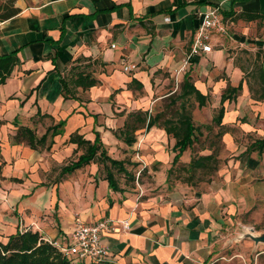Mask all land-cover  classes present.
<instances>
[{"label":"crops","instance_id":"obj_1","mask_svg":"<svg viewBox=\"0 0 264 264\" xmlns=\"http://www.w3.org/2000/svg\"><path fill=\"white\" fill-rule=\"evenodd\" d=\"M217 5H221L227 28L231 21L238 28L264 24V0L16 1L14 7L20 12L0 22V56L17 52L20 60L0 86L2 130L16 137L21 127H27L40 138L62 121L65 126L49 149H32L26 141H14L2 151L0 195L6 196H0L1 241L7 243L18 232L32 231L44 241L63 242L73 231L74 213L79 212L85 222L108 218L120 223L103 240L111 254L109 264H215L229 249L232 232L238 234L240 228V239L247 226L256 230L264 222V153L246 152L245 145L229 132L223 137L229 159L212 180L193 186L168 179L167 171L177 154L176 141L162 127L159 106L173 107L186 76L206 97V103L209 95L221 99L228 85L236 87L242 80L239 70L226 64L221 48L224 35H215L213 51L190 60V68H199L201 74L186 73L178 95L165 92V85L184 67L201 14ZM239 14L260 15L261 19L250 22ZM134 65V70L125 71L126 66ZM79 72L97 83L86 89L78 86L74 74ZM62 77L73 90L69 99L64 98ZM232 102L224 104L222 124L236 128L241 137H250L256 132V119L242 122L240 100ZM138 112L159 115V124L149 130L143 125L127 134L126 121ZM73 134L92 143L99 134L108 155L123 153L122 149L136 151L142 139L140 157L151 176L140 183V193L124 187L113 191L105 177H100L97 162H92L87 170L84 167L67 175L49 195L48 208H59L68 217L67 231H43L35 220L42 213L35 174L40 168L38 151L43 148L45 152L43 167L49 166L47 150L61 163L59 147L56 151L55 147L59 139L66 138L70 146L63 153L71 157L79 150L69 142ZM126 136L135 138V143L128 145ZM83 153L78 152L79 157ZM191 159L189 148L180 160L190 163ZM12 180L20 183L18 187L12 186ZM44 222L48 227L47 220ZM238 247L244 260L264 264V245L244 240Z\"/></svg>","mask_w":264,"mask_h":264},{"label":"rangeland","instance_id":"obj_2","mask_svg":"<svg viewBox=\"0 0 264 264\" xmlns=\"http://www.w3.org/2000/svg\"><path fill=\"white\" fill-rule=\"evenodd\" d=\"M16 1L17 0H0V15L5 11L4 6L15 5ZM232 22L234 21L228 23V28L226 26V33L224 34V36H222L225 38V43H224L225 45L224 47L221 46V48H223L226 53V64H231L233 66V70L234 68L238 69L243 79V90L238 94L233 95L232 101L237 102L238 99L240 100L239 106L242 114L241 115L242 122L246 123L251 121L252 119L254 120L255 118L257 126H256V132L250 135V137H246V136L241 137L240 133L237 132L236 128H227V132L231 133L239 143L244 144L245 147L248 149L254 142L264 138V99L263 100L261 99L262 85L259 77V67L261 65V60L263 59V55H264V24L257 22L255 26H251L248 28H238L235 25V23ZM222 44H223V38H222ZM190 65H191V61H188V65L186 66L184 63L185 67H183V69L180 70L181 75L180 72L178 71L175 74L174 79H172L171 82L165 85L166 93L176 92L178 95L180 93L181 82L183 81V77L186 73L188 75L192 73L195 76H197V74H201L199 68L197 69L192 67L190 68ZM221 75L226 76L225 73H221ZM194 78L191 77L193 81H196V77ZM228 80L229 78L227 77V81ZM228 87L230 86L228 85ZM177 95H174V97H176ZM220 100L221 99L218 96L213 98L212 95H209L207 97L206 106L202 108L199 107V103L196 100V98L192 96L183 100V102H180V100L178 99L177 105H175V107L167 108L164 107V105H162V108L161 106H159L158 110H162V112L165 113L166 118H170V117L174 118L180 112V104L184 103L187 112L192 117L194 125L198 128V131L196 132V136L198 137V139L195 141L194 145L190 148L191 157L193 158L198 156H206L214 153L217 157L218 165L221 166L224 163V161L226 162L229 159V157H228V151L226 150V145L223 141V137L225 136V134L222 136L223 129L213 122V119L218 115L219 110L221 108ZM232 101L231 103H233ZM225 104H227V102ZM225 113H226V109H225ZM134 122H135L134 117H128L126 123H129V129L132 126H135ZM2 124L4 123L0 121V164H2L4 160L2 151L6 149V147H8L10 144H12V142L15 141V136L13 134L10 133L4 134V130H2V126H1ZM121 129L122 128L118 129L116 134H119V132L122 131ZM50 140L51 139H49L48 143H50ZM66 140H67L66 138H64L63 140L59 139V143H57L55 147V151L59 147L57 151V155L60 158V160H62L61 163L58 162L56 163L53 157L54 152L53 151L50 152V150H47L48 154L46 161L49 162V166L43 167V163L41 159L45 152L43 148H41V150L38 151L39 154L38 163L40 164V168L35 172V174H37L39 178V185L37 188H40V190L38 191L40 199L38 203L40 205V208L42 209L41 210L42 213H40L37 219L35 220H37V222H40V224L43 225L41 227L39 226V229L43 231H45V229L46 230L56 229L59 232H61V230L67 231L65 222L67 221L68 217L63 215L62 212L60 213L59 208H55V209L48 208L49 207L48 203L50 200L49 195H51V193L53 194L52 191L57 185L60 186V183H62L64 179L68 178L67 175L65 176L61 175L62 168L72 163L73 161L77 160L79 157L78 152L83 153L85 151V148L84 147L79 148V150L74 151L71 154L72 155L71 157H67L68 155L63 153V151L66 152V148L70 146L68 144V140L67 141ZM123 148L126 149V147ZM122 150L123 153H120L119 151L109 156L113 159L123 161L125 163V168L128 170V172H130L131 176H126L124 173L119 172L118 168H112L110 164L105 165L99 163L97 164V167L99 168L100 177L101 178L105 177L108 168H110L114 172L116 179L121 188L124 187V188L138 189V193H140L142 190L140 183L143 182L144 178L150 177L151 175L148 174L147 168L146 167L143 168L142 163L138 162V159L135 156L136 151L128 150V149L126 150L122 149ZM132 156L134 157V161H132ZM13 163H15L14 160ZM188 164L189 163H185L182 162V160H179L177 164L175 165L172 164V167L167 171L169 178L174 184L175 183L200 184L206 181L208 176L210 177V175L206 174V172H208L207 170H198L195 173H191L190 171L187 170ZM87 168L85 167L84 169L87 170ZM2 169L3 166H0V180L4 179V177L2 178L1 176ZM139 173L141 174L139 175ZM83 176H86V174H83ZM132 177H134L135 180H133ZM12 182L15 183L14 185H12L14 187H18V185L20 184L17 180L16 181L12 180ZM0 187H1V183H0ZM5 191L8 192V194L10 195L11 192L10 189H6ZM2 195L6 196V193H3ZM77 216L82 217V215L79 212H75L73 216L74 219ZM73 217H71V219H73ZM45 220H47V222L49 223L48 227L44 225ZM63 223L64 225H62ZM256 226L258 227L255 230L256 233L263 232L264 222H260ZM261 227L262 230L260 229ZM246 229L248 230L247 232L251 233V229L254 228L247 226L245 230ZM237 232L238 234L241 233V229L239 228ZM238 234H236V231L230 234L229 242L227 243L230 244L231 246L229 245V249L224 250V253L220 255V257L216 260L218 262H216L215 264H253L254 263V262L251 263L250 261L248 262L246 259L245 262V260L240 256L241 249L238 247L240 242H243L244 240H249V241L252 240L250 238L244 237L243 235H242L243 237L239 239ZM236 240L239 241L238 244ZM256 252L257 251H250L249 253H253V255H255Z\"/></svg>","mask_w":264,"mask_h":264},{"label":"trees","instance_id":"obj_3","mask_svg":"<svg viewBox=\"0 0 264 264\" xmlns=\"http://www.w3.org/2000/svg\"><path fill=\"white\" fill-rule=\"evenodd\" d=\"M5 11L0 15V22L11 19L16 16L20 10L15 8L14 5L4 6ZM223 14V13H222ZM238 17L243 18L246 21H256L261 19L260 15H242L239 14ZM224 22L226 19L223 17ZM20 64V60L17 57V52L11 54H6L0 56V86L5 84L6 81L11 77L12 72L16 66ZM76 78L74 82L78 86H82L84 89L94 86L97 81L90 78L89 75H85L84 72H79L74 74ZM259 77L262 85L261 99H264V55L261 60V65L259 67ZM61 83L63 86V94L65 99H69L72 94V89L66 77L61 78ZM243 90V79L237 87H228L221 98V108L218 115L213 119V122L223 129L222 136L227 133V128L222 124L225 115L224 104L227 101H232L233 95L238 94ZM73 96V95H71ZM194 96L199 103V107L206 105V97L199 92L189 81L188 76H186L184 82L181 86V94L178 96L179 100L187 99ZM257 100V99H256ZM173 101V107L175 103ZM168 108H172L171 106ZM176 111V110H175ZM131 117L135 118V126L127 131V134L135 132L140 129L143 125L147 130L151 129L154 125L159 124V115L153 117L148 112H138L132 114ZM139 125V127L137 126ZM65 126V121L50 127L46 134L38 138L34 132L27 128L21 127L18 134L15 137L16 142L26 141L32 149H38L39 147L51 146L54 144L53 139L59 135L63 134V127ZM162 127L165 129L168 135L172 136L176 143L174 146V151L177 152L174 165L177 164L187 149L191 148L195 141L198 139L196 132L198 128L194 125L191 115L187 112L185 104L180 105V112L176 117L166 118L165 113H162ZM51 138V142L48 143ZM69 142L76 144L79 148L84 147L85 152L79 157L75 162H72L64 166L61 170V175H71L76 171L83 169L92 162H97V164H110L112 168H118V171L124 173L126 176H131L130 172L125 168V163L123 161H118L111 158L101 141L99 134H97L95 141L92 143L89 140L84 139V137L79 134L71 135ZM125 142L128 145H133L135 143V138L125 137ZM257 151L260 155L264 153V138L259 139L254 142L248 149L247 152ZM218 160L216 155L210 154L206 156L193 157L190 163L187 165V170L191 173H195L198 170H207L208 176L206 181L212 180L219 171ZM171 171V170H170ZM133 180L134 177H132ZM168 179L169 176H168ZM105 180L108 181L110 189L113 191H121L119 183L116 179L114 172L108 168ZM171 180V179H170ZM204 181V182H206ZM189 185L197 186L199 184L191 183ZM0 264H72L66 257L57 250L53 245L42 240V237L38 232L28 231L25 233L18 232L8 238V242L5 243L0 240Z\"/></svg>","mask_w":264,"mask_h":264},{"label":"built area","instance_id":"obj_4","mask_svg":"<svg viewBox=\"0 0 264 264\" xmlns=\"http://www.w3.org/2000/svg\"><path fill=\"white\" fill-rule=\"evenodd\" d=\"M201 16V24L194 34L193 44L188 59L185 61V66L193 57L202 53H211L213 51L211 44L213 36H222L226 33L221 5L210 8ZM166 20L169 21V18ZM113 47L115 48V45ZM135 68V65L126 66L125 71L130 72ZM137 145L135 156L145 168L146 163L140 157L143 140L138 141ZM119 224V222L108 218L95 222H85L77 216L74 219L72 233L63 242L48 239L45 241L59 250L72 264H109L111 254L103 240L106 235L115 233Z\"/></svg>","mask_w":264,"mask_h":264},{"label":"water","instance_id":"obj_5","mask_svg":"<svg viewBox=\"0 0 264 264\" xmlns=\"http://www.w3.org/2000/svg\"><path fill=\"white\" fill-rule=\"evenodd\" d=\"M244 237L250 238L256 245L264 244V233H256L254 229H251V233L244 234Z\"/></svg>","mask_w":264,"mask_h":264}]
</instances>
